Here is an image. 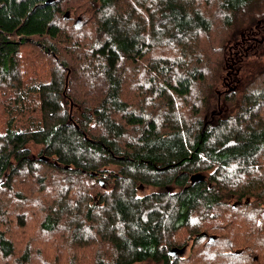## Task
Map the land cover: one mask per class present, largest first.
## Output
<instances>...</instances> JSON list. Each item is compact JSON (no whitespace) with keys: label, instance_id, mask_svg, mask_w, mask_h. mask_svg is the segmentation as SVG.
<instances>
[{"label":"trees","instance_id":"16d2710c","mask_svg":"<svg viewBox=\"0 0 264 264\" xmlns=\"http://www.w3.org/2000/svg\"><path fill=\"white\" fill-rule=\"evenodd\" d=\"M231 67L240 86L225 92ZM0 108L1 225L40 253L60 231L63 264H82L79 247L95 248L83 264H260L213 233L264 218V0H0ZM4 235L0 264H59Z\"/></svg>","mask_w":264,"mask_h":264},{"label":"rangeland","instance_id":"374dc122","mask_svg":"<svg viewBox=\"0 0 264 264\" xmlns=\"http://www.w3.org/2000/svg\"><path fill=\"white\" fill-rule=\"evenodd\" d=\"M87 15H88V12H84L83 16L86 17ZM252 39H257V38H252ZM238 40H239V38H238ZM248 44H250V43H248ZM262 51H263V48L261 46L257 47V48H253V54L251 56H249V57L250 58H257V59H261L262 60L263 58L258 57V56L261 55ZM227 71H228L227 72L228 79L225 80L224 86L222 88H220V90L224 89L225 92L228 91L230 88H237V87L240 86V85H238V82H236V81L234 82V79H235L234 68L231 67L230 70L228 69ZM126 93H128V92L126 91ZM126 93H125V95H126ZM222 106H223L224 109L221 108L220 105L217 106L218 114H220V115H218L219 117H223V116H226V115L234 114L232 112H226L228 108H226L225 104H223ZM156 109H159V107H156ZM163 109L164 108H162V110ZM178 109H180L181 112H182V113L179 112L181 116L187 117L188 108L186 106H184V109H181L180 107ZM0 112H2L1 108H0ZM262 113H263V116H264V109L263 108H262ZM1 114H3V113H1ZM4 117H5V119L8 117L6 115V113L4 114ZM31 150H32L31 154H33L34 153V149L31 148ZM261 153H262V155L259 154V157H258L259 161H261L262 158L264 157V149L261 151ZM57 182L60 184V190L63 189L64 187H62V185H61L62 182L60 180H57ZM106 184H107L106 185V189L102 190L103 194H107V191L112 187V185L109 184L108 182ZM166 185H167L166 187L164 185V191L166 193L174 194V193H176L178 191V189L174 185H172V184H166ZM31 188H32V186H31ZM134 190H135V195L136 196H141L142 194H146V191H147L144 186H141V183H138L136 185V187L134 188ZM29 197H30V195H29ZM249 198H250V200H252L251 197H249ZM243 199H244V197H242L240 199L231 198L230 201H228V204H230V205L234 204V206H235L236 204H239L241 201H243ZM238 201H240V202H238ZM245 201L247 202L248 199L245 198ZM5 202H6L5 199L1 201V203L3 205V208H5V211H6L5 213L10 214L11 211H12V217L10 219L13 220L14 216H17V215H14L15 206L12 205L11 207L6 208L5 207ZM98 202H101V195L99 193H91L90 194L89 204L96 205V203H98ZM250 202H249V204H250ZM249 204L247 206H245V207L241 206V207L237 208V210H239V212L246 211V209L251 208V207H248ZM258 207L259 208H264V199L259 202ZM241 208L244 209V210L240 211ZM25 211H33V209L31 207H29V206H26L25 207ZM2 219H3V217H2V215H0V231L3 232V233L5 232L6 236H13V237L16 236L14 238L18 241V244H17V242H15L16 245H17V248L26 250L27 246H24V245H28L31 248V259L34 262H37L38 255H40V256L45 257L51 263L63 264V262L66 259V254L67 255H71L70 250H69L70 247L69 246H63L64 243H63L62 237L59 235L60 231H57V233H54V234H50L49 236H52L53 238H55L58 241L61 240V242H62L61 246L59 248L54 247L52 249H49V250H53V251H50L47 254H42V253L39 252L40 246L37 243H34L33 241H30V240H23V239H21L18 236V235H20L19 232H22L24 230L23 228L22 229L14 228L13 225H12V221L11 220H10L11 221V225L10 226L6 227L4 225H1ZM239 219H240V217L238 215H235V217L233 218L234 221L231 223V226L229 228H226L225 231L217 230L213 234L218 235V236L222 237L223 239H225L226 241H230V242L235 241L236 237L239 236V237H237V245L234 244L235 246L233 248L241 249V248L248 247L249 249H254V250L256 249L257 252H258L257 254L259 256L260 264H264V249L262 248V247H264V218L261 217V218L257 219L258 225H256V223H255V225H252L249 222H247L246 223L247 226L250 229H253L252 231H248V232L236 231L237 222H238ZM24 220H25L24 228H28L27 226H30L31 229L35 228V226H34L35 224H29L28 225L27 215L25 216ZM190 226L188 225L187 227H184L183 230H181L180 232H178L176 234V237H178L179 240L191 239V241H192V239L195 237L194 236L195 233H192V232L189 233L188 227H190ZM205 242L206 241H204L202 239L201 240H197V242H195V243L193 242V244L191 243L190 248H189V242L185 241V242L181 243L180 247H184V251H183L184 255L189 256L190 254H193L195 250L196 251L198 250V251L201 252V246L204 245ZM42 245L44 247H46L44 244H42ZM180 247H177V248H180ZM94 249L95 248H92V249H87V248H84V247L77 248L78 251H77L76 254H77L78 261L83 264V262L86 261L88 259V257H90V255L94 254V252H93ZM18 262L21 263V261L19 259H18ZM205 262H206L205 260H200V264H204ZM142 264H149V263H142ZM244 264H246V261H244Z\"/></svg>","mask_w":264,"mask_h":264},{"label":"water","instance_id":"95a60500","mask_svg":"<svg viewBox=\"0 0 264 264\" xmlns=\"http://www.w3.org/2000/svg\"><path fill=\"white\" fill-rule=\"evenodd\" d=\"M51 0H45V2H50ZM68 17V14H67V11H64V13L62 14V18H67ZM78 20H79V17L77 16L75 19H74V21H73V24L75 25L77 22H78ZM38 159L39 160H42V161H47L48 160V158L47 157H45V156H42V155H40L39 157H38ZM201 175L200 174H198V173H196V174H192V175H190V177H189V181H190V183L192 184L193 182H195V181H200L201 180ZM232 206H234V204H232ZM207 239L208 240H213V236H208L207 237ZM183 251H184V247H180V248H177V247H171L170 249H168V254L171 256V257H174L175 256V254L176 255H181L182 253H183Z\"/></svg>","mask_w":264,"mask_h":264}]
</instances>
